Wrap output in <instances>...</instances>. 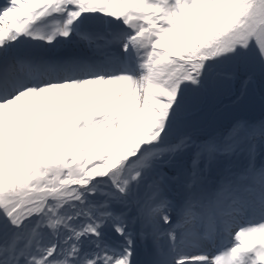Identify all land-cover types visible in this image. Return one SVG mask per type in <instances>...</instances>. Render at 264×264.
Here are the masks:
<instances>
[{
  "label": "snow or ice",
  "instance_id": "6c2138e0",
  "mask_svg": "<svg viewBox=\"0 0 264 264\" xmlns=\"http://www.w3.org/2000/svg\"><path fill=\"white\" fill-rule=\"evenodd\" d=\"M0 264H264V0H0Z\"/></svg>",
  "mask_w": 264,
  "mask_h": 264
}]
</instances>
